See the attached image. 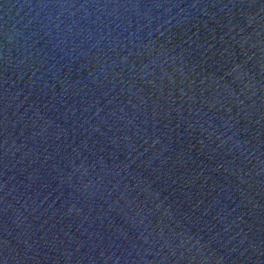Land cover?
Wrapping results in <instances>:
<instances>
[{
    "label": "water",
    "instance_id": "water-1",
    "mask_svg": "<svg viewBox=\"0 0 264 264\" xmlns=\"http://www.w3.org/2000/svg\"><path fill=\"white\" fill-rule=\"evenodd\" d=\"M0 264H264V0H0Z\"/></svg>",
    "mask_w": 264,
    "mask_h": 264
}]
</instances>
